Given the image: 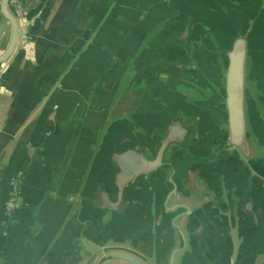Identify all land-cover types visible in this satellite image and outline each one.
I'll return each mask as SVG.
<instances>
[{"label":"water","instance_id":"obj_1","mask_svg":"<svg viewBox=\"0 0 264 264\" xmlns=\"http://www.w3.org/2000/svg\"><path fill=\"white\" fill-rule=\"evenodd\" d=\"M103 1L72 46L93 60L23 76L4 114L0 263L40 235L30 264L57 242L72 264H264V0ZM21 4L0 0V80L56 0Z\"/></svg>","mask_w":264,"mask_h":264},{"label":"crops","instance_id":"obj_2","mask_svg":"<svg viewBox=\"0 0 264 264\" xmlns=\"http://www.w3.org/2000/svg\"><path fill=\"white\" fill-rule=\"evenodd\" d=\"M105 6L106 4H104L103 0L94 2L91 0L87 2H85V0H56L54 9L51 12V17L46 24L42 28L37 29L35 27L30 30V36L34 43L33 59L31 58L32 60L28 61L22 58L18 66L17 76L14 74L7 79L0 80V127L5 117L4 114L7 108L12 104L13 96L18 90L20 79L23 76L31 82L34 89L35 86H42L56 75H59V78H61L67 69L62 68V70L59 73L56 72V74L53 67L60 65L65 60L70 50H72V57L75 54L78 56L86 54V57L91 56L90 62L93 60V54L99 53L98 50L100 49L97 51L91 50L92 45H90V50L83 52V50L73 49L72 46L79 39V36L85 32V28L95 24L98 11L102 10ZM7 39V36H5L0 41V51L5 48ZM88 43L90 44L89 41ZM107 43H111V40L109 39ZM98 57L99 56H96V58ZM92 67L93 64L90 63L87 69ZM66 236L69 239V234ZM35 237L39 238L40 235ZM37 238L30 241L26 239L25 242L19 246L12 245L13 251H11L10 260L6 262L3 261V263L0 264L32 263L33 256L38 249V245H36L38 241ZM66 247L65 244L61 246L59 242H57L53 247L52 254H47L50 258L47 259V261H49L50 264H67L70 259L69 263L72 264L71 262L75 260L74 257L76 256L74 254V248L71 250ZM65 251L68 253V258L67 261L64 262L61 258ZM243 252V257L246 261H253L255 259L254 254L259 251L250 248L249 250L245 249ZM262 260L264 261V256Z\"/></svg>","mask_w":264,"mask_h":264},{"label":"flooded vegetation","instance_id":"obj_3","mask_svg":"<svg viewBox=\"0 0 264 264\" xmlns=\"http://www.w3.org/2000/svg\"><path fill=\"white\" fill-rule=\"evenodd\" d=\"M15 1L17 2V6L19 8V11L21 12L22 17L26 20V21H30L38 12V9L40 8V4H36L34 7H32L29 10H23L22 8V0H9V6H10V10L14 13V15H16L18 17V19L20 20L21 17H19L16 13H15ZM29 1H26V6L28 5ZM30 4V3H29ZM26 9V8H25ZM1 103V101H0Z\"/></svg>","mask_w":264,"mask_h":264},{"label":"built area","instance_id":"obj_4","mask_svg":"<svg viewBox=\"0 0 264 264\" xmlns=\"http://www.w3.org/2000/svg\"><path fill=\"white\" fill-rule=\"evenodd\" d=\"M15 6H14V9H15V13L19 16V17H21L20 19L21 20H24V18L22 17V15H21V12L19 11V8H18V6H17V2L15 1Z\"/></svg>","mask_w":264,"mask_h":264}]
</instances>
